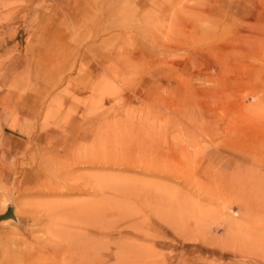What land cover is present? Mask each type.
I'll return each instance as SVG.
<instances>
[{"label":"rangeland","instance_id":"rangeland-1","mask_svg":"<svg viewBox=\"0 0 264 264\" xmlns=\"http://www.w3.org/2000/svg\"><path fill=\"white\" fill-rule=\"evenodd\" d=\"M1 44L0 264H264V0H0Z\"/></svg>","mask_w":264,"mask_h":264},{"label":"crops","instance_id":"crops-1","mask_svg":"<svg viewBox=\"0 0 264 264\" xmlns=\"http://www.w3.org/2000/svg\"><path fill=\"white\" fill-rule=\"evenodd\" d=\"M24 101L19 92L10 90L7 82L0 81V170L3 172L14 171L17 168L20 156L30 142L23 133L13 130L12 127L14 121L19 120ZM48 138L46 141L49 142Z\"/></svg>","mask_w":264,"mask_h":264},{"label":"bare ground","instance_id":"bare-ground-1","mask_svg":"<svg viewBox=\"0 0 264 264\" xmlns=\"http://www.w3.org/2000/svg\"><path fill=\"white\" fill-rule=\"evenodd\" d=\"M12 209L11 213H10V217L6 220H2L0 222L3 223V224H11L12 222H16L17 221V208L15 206H7L6 210L1 214V215H4L6 214L7 212H9V210ZM0 215V216H1ZM57 221V220H56ZM59 227V226H58ZM59 230V229H58ZM57 230V232L59 233V231ZM50 234H54V232H50ZM77 238V237H76ZM78 243V242H77ZM78 246V244L76 245ZM76 248V247H75ZM80 248V247H79ZM85 251V250H84ZM82 255V254H81ZM84 256V255H83ZM82 256V257H83Z\"/></svg>","mask_w":264,"mask_h":264},{"label":"water","instance_id":"water-1","mask_svg":"<svg viewBox=\"0 0 264 264\" xmlns=\"http://www.w3.org/2000/svg\"><path fill=\"white\" fill-rule=\"evenodd\" d=\"M11 211H12V209H10L9 212H7L6 214L1 215V216H0V222H1L2 220H6V219H8V218L10 217V213H11Z\"/></svg>","mask_w":264,"mask_h":264}]
</instances>
